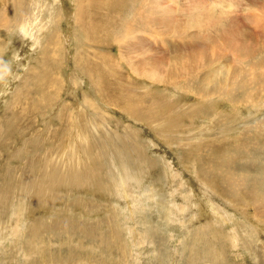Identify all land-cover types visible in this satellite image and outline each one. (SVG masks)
Instances as JSON below:
<instances>
[{
	"label": "rangeland",
	"instance_id": "obj_1",
	"mask_svg": "<svg viewBox=\"0 0 264 264\" xmlns=\"http://www.w3.org/2000/svg\"><path fill=\"white\" fill-rule=\"evenodd\" d=\"M79 6L0 0V264H264V0Z\"/></svg>",
	"mask_w": 264,
	"mask_h": 264
},
{
	"label": "bare ground",
	"instance_id": "obj_2",
	"mask_svg": "<svg viewBox=\"0 0 264 264\" xmlns=\"http://www.w3.org/2000/svg\"><path fill=\"white\" fill-rule=\"evenodd\" d=\"M102 2H103V0H79V3H80V8H79V13H78V16H77V22L79 23V29H80V25H81V23H82V21L85 19V17H86V14H87V12H86V10H85V5L87 4V5H91L92 7H94L95 9H97V8H99L100 6H101V4H102ZM74 4H75V2H74ZM79 5V4H78ZM77 7V6H76ZM89 8V7H88ZM87 8V9H88ZM91 9V8H90ZM89 9V10H90ZM92 11V10H91ZM70 13V12H69ZM76 13V12H75ZM91 14V13H90ZM146 16V15H145ZM141 18V17H140ZM151 18V17H150ZM149 18V19H150ZM97 19V18H96ZM96 19H94L93 21H92V24H91V27H90V29H89V27H86V30L88 31V33H89V35L90 36H93L94 38H96V39H100V35L97 33V32H99L100 30L101 31H103V29H104V27L106 28V30L107 31H104L106 34L108 33V30H110L109 29V27H108V24H103L102 22H100V21H97ZM152 19V18H151ZM90 20V19H89ZM88 21V20H87ZM97 21V22H96ZM151 21V20H150ZM147 23H148V21H146ZM83 24V23H82ZM86 24H87V22H86ZM149 24V23H148ZM157 24V23H156ZM84 25V24H83ZM145 26V25H144ZM134 27H136L135 25H134ZM146 28H147V26H145ZM31 28H32V25H30L28 22H27V19L26 20H24L21 24H20V29H22V32H23V34L24 35H31V33H29V31L31 30ZM77 28V27H76ZM77 28V29H78ZM145 28V29H146ZM143 29V28H142ZM144 29V30H145ZM47 30L48 29H43L42 30V33L44 32V33H46L47 32ZM81 30V29H80ZM80 30H78V31H80ZM85 30V31H86ZM137 31V30H136ZM156 31V30H155ZM143 32H145V31H143ZM141 33V32H140ZM180 33V32H179ZM82 34V33H81ZM84 35H85V33H83ZM139 34V33H138ZM160 35V34H159ZM194 36V35H193ZM105 37V36H104ZM103 37V38H104ZM145 37V36H144ZM161 37V36H160ZM87 38V37H86ZM121 38V37H120ZM135 38V37H134ZM146 38V37H145ZM92 39V38H91ZM132 39V38H131ZM111 40V39H110ZM115 40V39H114ZM121 40H122V38H121ZM178 40V39H177ZM34 41H35V46H38L39 47V45H40V40H39V38H35L34 39ZM94 41V40H93ZM140 41V40H139ZM142 41V40H141ZM109 42V41H108ZM110 43H111V41H110ZM120 43V42H119ZM165 43V42H164ZM52 44L53 45H55V46H57V41H55V40H53L52 41ZM121 44V43H120ZM187 44V43H186ZM128 46V45H127ZM136 46V45H135ZM182 46V45H181ZM111 47V46H110ZM108 48V47H107ZM3 49H4V46H0V53L3 51ZM129 49V48H128ZM130 49H132V48H130ZM100 50V49H99ZM104 50V49H103ZM124 50H125V48H124ZM148 50V49H147ZM120 51H122V50H120ZM126 51L128 52V50H127V48H126ZM125 51V52H126ZM137 51V50H136ZM139 51H140V49H139ZM213 52V51H212ZM212 52H210V53H212ZM145 53V52H144ZM186 53V52H185ZM43 56H44V64H43V67L46 69V68H48L49 70H55L54 68H53V66H55V64L57 63V61H58V58H57V56L59 57V55H58V52H57V49L55 50L53 47H52V45L48 42L47 43V45L44 47V49H43ZM55 55H57V56H55ZM176 55V54H175ZM184 55V54H183ZM186 55V54H185ZM191 55V54H190ZM195 55V54H194ZM194 55H192V56H194ZM246 55L247 54H245V57H246ZM151 56H153V55H151ZM151 56H150V58H151ZM178 56V55H177ZM214 56V55H213ZM52 57V58H51ZM182 57V56H181ZM206 58H207V56H205ZM204 57V58H205ZM262 58H263V56H261ZM260 57V58H261ZM81 58H83V56H81V55H79L78 56V58H77V62H79V61H81ZM132 58V57H131ZM131 58H130V60H131ZM133 58H134V56H133ZM204 58H202L201 57V59H200V61H199V63H202V61L204 62ZM247 58H248V56H247ZM110 59V58H109ZM135 59V58H134ZM142 59V58H141ZM167 59V58H166ZM176 59V58H175ZM153 60V59H152ZM198 60H199V58H198ZM214 60V59H213ZM212 60V61H213ZM260 60H263V59H260ZM259 60V61H260ZM83 61V60H82ZM123 61V60H122ZM131 61H133V60H131ZM137 61H144V60H137ZM151 61V60H150ZM154 61V60H153ZM87 63H88V61H86ZM85 62V63H86ZM134 62V61H133ZM207 62V61H206ZM211 62V61H210ZM209 62V63H210ZM249 62H250V59H249ZM261 62V61H260ZM264 62V61H263ZM91 63V62H90ZM89 63V64H90ZM129 63H131L132 64V62H129ZM145 63V62H144ZM143 63V64H144ZM212 63V62H211ZM82 64H83V62H82ZM130 64V65H131ZM134 65H132V66H135V62L133 63ZM136 64L137 65H139L137 62H136ZM147 64H148V62H147ZM162 64V63H161ZM189 64V63H188ZM207 64V63H206ZM129 65V66H130ZM142 65V64H141ZM158 65V64H157ZM213 65V64H212ZM82 66V65H81ZM92 65H90V67L88 66V67H86L85 69H86V71H87V73L88 74H91L92 75V77H93V70H92V67H91ZM95 66V65H94ZM173 66V65H172ZM259 66V65H258ZM149 67H152V66H149ZM163 67V66H162ZM181 67V66H180ZM135 68V67H134ZM141 68V67H140ZM143 68V67H142ZM133 69V68H132ZM145 69H147V67L145 68ZM149 70H150V68H148ZM257 69V68H256ZM264 69V68H263ZM39 70V69H38ZM38 70H33L32 71V73L33 74H35V75H39V72L41 73V70H39V72H38ZM47 71L48 72V74L46 75V76H42V77H44V79H43V81H42V85H43V87H45V89L43 90V93H42V95L40 96V98L39 97H37V104H33V102L35 101L32 97L31 98H29L30 96H26L25 97V99H24V101H26V105H27V108L24 110V111H26L25 113L26 114H24V115H26L27 116V118H25V119H29L30 120V118L31 119H34V118H36L37 119V114L39 113V114H41V115H43V114H45L46 112H47V110L48 109H50V107L52 106V105H54L55 103H57V101L60 99L59 97H61V95H62V85H60V82L58 81V77L57 76H53V74H54V72H50V71ZM133 70H135V69H133ZM143 70V69H142ZM161 70V69H160ZM153 71V70H152ZM136 72H138V71H136ZM140 72V71H139ZM264 72V71H263ZM133 73H135V72H133ZM143 73V72H142ZM141 74V73H140ZM144 74V73H143ZM154 76H156L157 74H153ZM145 76V75H144ZM170 76V75H169ZM167 78V77H166ZM171 79H172V77H171ZM166 80V79H165ZM169 80V79H168ZM167 80V81H168ZM262 80H264V79H262ZM156 81V80H155ZM166 81V82H167ZM173 81V80H172ZM171 81V82H172ZM58 82H59V85L57 86V84H58ZM37 83V82H36ZM168 83V82H167ZM170 83V82H169ZM38 84V83H37ZM41 86V85H40ZM198 87V86H197ZM40 88V87H39ZM53 88H55V90H53L52 91V89ZM119 88V87H118ZM40 90V89H39ZM105 91V90H104ZM106 92V91H105ZM29 92H26V94H28ZM37 93V92H36ZM40 93V94H41ZM255 94V93H254ZM35 96V95H34ZM248 97H250V95L248 96ZM252 97V96H251ZM253 97H255V96H253ZM114 98V97H113ZM19 99V98H18ZM112 99V98H111ZM251 99V98H250ZM249 99V100H250ZM128 100V99H127ZM19 100H16L15 102L17 103ZM23 101V102H24ZM252 101V100H251ZM22 102V103H23ZM254 102V101H253ZM19 103H21V102H19ZM36 103V102H35ZM132 103V102H131ZM261 103V102H260ZM15 104V103H14ZM119 104V103H118ZM117 104V105H118ZM252 104V103H251ZM255 104V103H254ZM12 105H13V103H12ZM25 105V104H24ZM255 106V105H254ZM22 107V106H21ZM52 107H54V106H52ZM51 107V108H52ZM23 111V110H22ZM18 112V111H17ZM20 114V113H19ZM25 116V117H26ZM45 116V115H44ZM20 117V116H19ZM23 117V116H22ZM67 119V118H66ZM71 119V118H70ZM102 119H104L105 120V117L103 116L102 117ZM47 120V119H46ZM24 121V120H23ZM36 121V120H35ZM107 121V120H106ZM105 121V122H106ZM104 122V121H103ZM102 122V123H103ZM236 122V121H235ZM24 123V122H23ZM25 123H27L26 121H25ZM244 124V123H243ZM106 125V124H105ZM108 126V125H107ZM260 126V125H259ZM258 126V127H259ZM234 132V131H233ZM228 133V132H227ZM229 134V133H228ZM56 136H58V135H56Z\"/></svg>",
	"mask_w": 264,
	"mask_h": 264
}]
</instances>
